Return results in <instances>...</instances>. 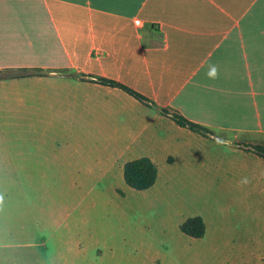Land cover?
Returning <instances> with one entry per match:
<instances>
[{
	"label": "crops",
	"instance_id": "0c3cea01",
	"mask_svg": "<svg viewBox=\"0 0 264 264\" xmlns=\"http://www.w3.org/2000/svg\"><path fill=\"white\" fill-rule=\"evenodd\" d=\"M4 69L41 72L9 81L71 99L63 106L96 126L97 149L50 151L28 160L41 165L0 164V172L85 165L94 184L124 198L136 191L124 170L137 158L159 170L141 193H156L178 170L198 176L195 212L183 215L181 207L171 219L180 229L202 216L204 237L181 231L175 241L185 238L186 246L109 247L107 264H264V158L253 149L264 146V0H0ZM95 78L123 83L149 102ZM173 112L211 133L180 126Z\"/></svg>",
	"mask_w": 264,
	"mask_h": 264
},
{
	"label": "rangeland",
	"instance_id": "374dc122",
	"mask_svg": "<svg viewBox=\"0 0 264 264\" xmlns=\"http://www.w3.org/2000/svg\"><path fill=\"white\" fill-rule=\"evenodd\" d=\"M9 80H0V164L33 168L42 163L28 160L50 151L97 149L91 139L96 126L82 124L74 108L63 106L71 99ZM50 138L65 141L54 145ZM87 169L0 172V264H107L109 247L186 246L185 238L175 241L182 233L171 218L181 207L183 215L195 212L202 198L196 174L178 170L156 193L136 190L124 198L105 183L94 184Z\"/></svg>",
	"mask_w": 264,
	"mask_h": 264
},
{
	"label": "trees",
	"instance_id": "16d2710c",
	"mask_svg": "<svg viewBox=\"0 0 264 264\" xmlns=\"http://www.w3.org/2000/svg\"><path fill=\"white\" fill-rule=\"evenodd\" d=\"M33 75H43L41 72H31L28 70H20V69H4L0 70V80L3 79H19L23 77L33 76ZM94 80L123 89L128 92L138 100L143 103H147L148 98H146L143 94L138 91L132 89L131 87L117 82L115 80L107 79V78H95ZM163 113L168 114V111L165 108H161ZM173 119L182 127H187L194 132H198L205 136L211 133V130L199 123L193 122L185 116L181 115L178 112L172 113ZM254 151L264 158V146L263 145H255L253 146ZM159 170L157 164L149 157H141L134 160L129 161L125 165L124 170V178L129 187L137 191H145L152 188L157 180H158ZM118 192L124 195V192L118 190ZM181 231L193 238H202L206 234V223L202 216H193L186 219L180 226Z\"/></svg>",
	"mask_w": 264,
	"mask_h": 264
},
{
	"label": "clouds",
	"instance_id": "9594fccd",
	"mask_svg": "<svg viewBox=\"0 0 264 264\" xmlns=\"http://www.w3.org/2000/svg\"><path fill=\"white\" fill-rule=\"evenodd\" d=\"M210 78H215L216 76V71L215 68H213L212 72L209 73Z\"/></svg>",
	"mask_w": 264,
	"mask_h": 264
}]
</instances>
